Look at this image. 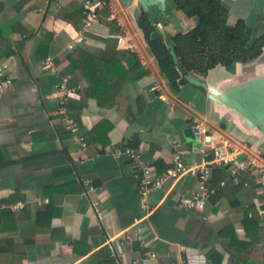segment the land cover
<instances>
[{
	"label": "crops",
	"instance_id": "0c3cea01",
	"mask_svg": "<svg viewBox=\"0 0 264 264\" xmlns=\"http://www.w3.org/2000/svg\"><path fill=\"white\" fill-rule=\"evenodd\" d=\"M113 1L122 7L149 69L108 19V10L77 48L79 56L68 45L82 25L81 0H0V60L14 76L12 88L0 97V253L7 264H184L186 249H194L207 264H264L262 195L254 175L234 179L216 170L210 184L216 192L204 212L180 206V196L197 189L191 174L169 181L143 208L130 161L107 153L122 144L139 148L145 162L164 172L180 143L185 164H198L199 137L187 120L192 112L264 154V132L253 120L264 126V109L249 112L241 102L248 89L264 90V53L253 62L184 75L186 83L172 88L138 27L142 0ZM223 2L229 25L242 20L255 36L264 34V0ZM150 11L171 49L176 35L198 23L174 0H160ZM47 57L55 59L70 86L82 87L69 105L95 157L82 166L78 145L56 115L55 86L61 79L44 71ZM157 81L173 103L153 90ZM18 203L24 208L15 209ZM137 226L150 241L147 249L122 241ZM148 251L158 257L148 259Z\"/></svg>",
	"mask_w": 264,
	"mask_h": 264
},
{
	"label": "built area",
	"instance_id": "2783aa9c",
	"mask_svg": "<svg viewBox=\"0 0 264 264\" xmlns=\"http://www.w3.org/2000/svg\"><path fill=\"white\" fill-rule=\"evenodd\" d=\"M82 3V25L72 36L68 45L70 51L76 50L81 46L92 32L93 28L100 22L102 12L108 10V19L115 22L125 33L128 40V47L136 53L142 65L149 69V62L144 53L133 42V35L129 31L127 21L124 17L122 7L113 0H81ZM44 71L51 76L59 77L61 82L55 86L58 95V107L56 115L61 120L64 130L71 133L73 142L78 145L79 165L82 166L88 160H94L90 157L89 143L86 135L75 122L70 114L69 105L72 100L79 97L81 86H70L69 77L61 73L53 57H47L43 61ZM14 76L8 63L0 60V97L12 88ZM153 90L161 95L167 103L173 101L168 96L163 82L157 81ZM187 120L196 130L199 137V152L202 154V161L193 166H187L184 162V154L181 150V144L174 145V158L171 167L164 172H159L150 164L144 161L143 152L139 148L129 147L126 144L118 145L107 151L108 155L116 159L127 158L135 169L134 177L138 183V193L142 200V206L145 207L148 197L162 190L169 181H177L186 174H191L197 179V189L191 195L183 194L180 196V206L187 211L204 212L211 196L215 194V189L210 186L214 179L215 171L224 169L231 178H238L243 175H254L258 181L261 191V202L258 204L259 213L264 220V154L258 149H250L247 145L235 141L222 130L212 126L204 118L195 113H188ZM106 152V151H105ZM84 184L91 190V181L86 180ZM225 183H222L224 186ZM40 203H49L48 199L38 200ZM15 209L24 208L23 203H18ZM250 216H252L250 214ZM206 219V218H205ZM122 241L128 245L139 242L143 248L147 249L150 241L143 235V229L140 226L134 228L133 233L122 235ZM156 239V238H155ZM188 254L187 261L184 264H207L204 255L194 249H186ZM148 259L158 257L155 251L146 252Z\"/></svg>",
	"mask_w": 264,
	"mask_h": 264
},
{
	"label": "trees",
	"instance_id": "16d2710c",
	"mask_svg": "<svg viewBox=\"0 0 264 264\" xmlns=\"http://www.w3.org/2000/svg\"><path fill=\"white\" fill-rule=\"evenodd\" d=\"M174 4L187 17L196 18L198 23L187 33L176 35L172 49L159 35L149 12L143 11L138 19L148 48L172 88L186 83L184 75L178 71V63L185 75H204L217 66L256 61L264 53V34L255 36L253 29L242 20L234 26L229 25V10L223 0H174ZM76 53L83 55L78 50ZM89 82L94 91L90 79ZM7 259L6 254L0 253V264H7Z\"/></svg>",
	"mask_w": 264,
	"mask_h": 264
},
{
	"label": "water",
	"instance_id": "95a60500",
	"mask_svg": "<svg viewBox=\"0 0 264 264\" xmlns=\"http://www.w3.org/2000/svg\"><path fill=\"white\" fill-rule=\"evenodd\" d=\"M131 1H133V0H119V2H121V4H123V5L129 4ZM159 2H160V0H142V3H143L144 8H145V11L149 12L150 17L152 18V20L155 23L158 21V18L156 16L155 12L150 11V7L152 5L158 4ZM164 38H165V36H164ZM173 54H174V52H173ZM174 56H175V54H174ZM175 60L177 61V59H175ZM177 68H178V71L180 73H182L183 75L186 74L180 63L177 64ZM188 79L192 83L195 82V80H193L191 77H189ZM263 87H264V85H263ZM212 91L216 95L219 93L215 89H212ZM241 102L245 104V106H246L248 111L249 110L250 111L254 110V109H256L259 106H262L263 109H264V90L263 91H259L258 89H256V87L248 89L244 93V98L241 99ZM253 120H254V123L264 132V126H263L262 122L259 119H256V118H253Z\"/></svg>",
	"mask_w": 264,
	"mask_h": 264
}]
</instances>
